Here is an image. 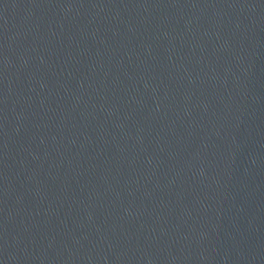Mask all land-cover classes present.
I'll list each match as a JSON object with an SVG mask.
<instances>
[{"label": "water", "instance_id": "1", "mask_svg": "<svg viewBox=\"0 0 264 264\" xmlns=\"http://www.w3.org/2000/svg\"><path fill=\"white\" fill-rule=\"evenodd\" d=\"M0 264H264V0H0Z\"/></svg>", "mask_w": 264, "mask_h": 264}]
</instances>
